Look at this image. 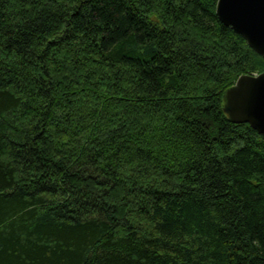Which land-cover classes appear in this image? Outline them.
I'll list each match as a JSON object with an SVG mask.
<instances>
[{
	"label": "trees",
	"instance_id": "obj_1",
	"mask_svg": "<svg viewBox=\"0 0 264 264\" xmlns=\"http://www.w3.org/2000/svg\"><path fill=\"white\" fill-rule=\"evenodd\" d=\"M218 0H0V264H264V136L224 94L264 58Z\"/></svg>",
	"mask_w": 264,
	"mask_h": 264
},
{
	"label": "water",
	"instance_id": "obj_2",
	"mask_svg": "<svg viewBox=\"0 0 264 264\" xmlns=\"http://www.w3.org/2000/svg\"><path fill=\"white\" fill-rule=\"evenodd\" d=\"M222 23L242 35L264 58V0H218ZM224 109L234 123H248L264 136V72L243 74L224 94Z\"/></svg>",
	"mask_w": 264,
	"mask_h": 264
}]
</instances>
